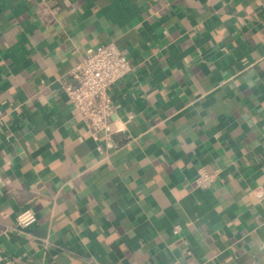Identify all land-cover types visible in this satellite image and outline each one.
Wrapping results in <instances>:
<instances>
[{
  "label": "crops",
  "instance_id": "crops-1",
  "mask_svg": "<svg viewBox=\"0 0 264 264\" xmlns=\"http://www.w3.org/2000/svg\"><path fill=\"white\" fill-rule=\"evenodd\" d=\"M105 42L110 135L62 86ZM184 262L264 264V0H0V264Z\"/></svg>",
  "mask_w": 264,
  "mask_h": 264
},
{
  "label": "built area",
  "instance_id": "built-area-1",
  "mask_svg": "<svg viewBox=\"0 0 264 264\" xmlns=\"http://www.w3.org/2000/svg\"><path fill=\"white\" fill-rule=\"evenodd\" d=\"M131 69L129 58L117 44L105 42L88 49L84 57L69 70L68 78L62 85L63 90L93 133H113L109 117L114 112V105L109 87ZM217 174L216 169L209 171L200 167L194 177V185L208 188L215 182ZM35 219L34 211L25 208L17 214L15 228L28 226ZM178 231L179 227L174 226L173 232Z\"/></svg>",
  "mask_w": 264,
  "mask_h": 264
}]
</instances>
